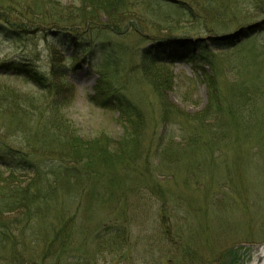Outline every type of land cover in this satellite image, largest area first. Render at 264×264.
<instances>
[{"label":"trees","instance_id":"obj_1","mask_svg":"<svg viewBox=\"0 0 264 264\" xmlns=\"http://www.w3.org/2000/svg\"><path fill=\"white\" fill-rule=\"evenodd\" d=\"M76 1L75 7H62L52 0H0L1 39L39 38L44 41L50 56L48 73L41 72L26 58L0 60V75L23 77L46 95L42 104L33 102L32 98L16 102L17 95L13 90L4 83L0 85V167L9 172L7 176H1L0 172V255L7 250V257L0 256V262L5 264H43L47 259H52V264H64L61 259L71 255L81 264H95L96 254L105 248L107 251L103 254L123 251L127 246L126 220L104 224L99 231L86 237L85 231L75 227L82 202L91 193L98 188L115 189L113 180L118 175L137 178L120 188L117 196L140 192L143 173L150 171L156 158H167L169 164L171 156L193 158L187 168L185 185H188V179L201 184L193 180L200 171H191L194 166L202 167L205 174L211 173L209 187L223 183L222 188L233 183L234 177L247 183L244 168L235 166L238 161L223 164L225 178L219 181L214 175V164L207 165L211 159L216 160L214 153L221 154L220 148L229 142L264 138V80L260 83L256 77L233 79L230 93H223L216 79V64L204 45L207 41L222 45L262 34L264 0ZM155 6L167 7L176 13L166 12L162 18L154 19L151 8ZM235 9V14L225 19L222 13ZM142 19H151L153 29L145 30L140 24ZM182 21L192 25L191 28L182 31L183 28L177 25ZM194 28L204 35H191ZM232 30V35L220 36ZM233 34H236L235 38H232ZM133 35L138 42L143 40L146 44L136 48L114 42L111 38ZM179 39L187 41L180 45L177 43ZM192 39L195 43H191ZM150 43L154 45L148 46ZM55 47L61 48L58 54L52 50ZM66 51L70 54L64 57ZM95 52L105 60L110 52L118 55L112 61L113 65L120 58L136 57L137 63L131 66L130 72L140 74L143 82L146 78L149 81L144 72L147 62L193 64L202 71L210 90L207 104L197 113H185L166 99L171 80L149 81L159 110L158 124L150 136L155 145H146L145 130L149 119L146 111L113 82L111 78L115 72H111L110 78L102 74L89 100L98 107L116 109L123 134L119 139L106 134L79 139L62 114L63 106L69 102L68 95L72 99L74 96L73 84L67 78V67H76ZM164 125L173 126L170 134L158 132ZM175 129L177 133H174ZM16 136L21 137L20 141L13 138ZM198 157L201 162L195 161ZM17 172L32 176L21 180L16 177ZM120 183L118 181V185ZM145 188L155 194L154 188ZM159 198L161 211L159 209L157 213L163 226L166 225L160 232L168 241L171 233L164 215L165 210L169 211L166 206L170 208V204H174L179 211L185 202L170 192H162ZM177 211L174 214L179 215ZM181 218L179 215L178 219ZM176 233L180 235L178 231ZM77 244L85 246L82 248L88 246L91 255L88 252H79V256L71 253L69 248ZM24 250H35V257L26 260ZM235 256L232 248L227 249L220 264H231Z\"/></svg>","mask_w":264,"mask_h":264},{"label":"rangeland","instance_id":"obj_2","mask_svg":"<svg viewBox=\"0 0 264 264\" xmlns=\"http://www.w3.org/2000/svg\"><path fill=\"white\" fill-rule=\"evenodd\" d=\"M52 1L62 7L77 5L76 0ZM237 10H241V8ZM151 12L154 19L162 18L166 12L173 15L176 13L170 8L157 6L151 8ZM235 12L236 9L231 12L225 11L222 14L225 15V19H228ZM140 24L145 30L153 29L151 19H142ZM177 25L183 28L182 31H185L184 28L188 29L192 26L185 21L179 22ZM233 31L220 36L232 35ZM200 32L199 29L194 28L191 35L203 36L204 33ZM177 35L179 34L177 33ZM235 35L233 34L232 38H235ZM132 37L114 36L111 38L114 42L136 48L146 44L143 40L138 42L136 36ZM181 40L179 39V41ZM211 42L207 41L204 45L209 49L208 56L216 64L218 72L216 79L223 93H230L233 79L241 77L240 79L245 80L256 77L255 80L260 83L264 80V32L257 36L250 35L235 39L231 43L222 45H215ZM150 45L154 44L150 43L148 46ZM60 49L55 47L52 50L57 53ZM69 54V51H66L63 56L67 57ZM117 56L110 52L109 57L105 60L100 53L95 52L93 55L87 56V61L79 63L76 67H67V78L73 84L74 96L72 99L68 95L69 102L63 106L62 114L65 115L69 127L79 139L86 140L99 134L119 139L123 134V127L117 119V110L98 107L89 100V96L94 93L97 80L101 78L102 74L106 78H110L111 72H115V76L112 75L113 78H111L113 82L123 89L122 91L129 99L142 107L144 112L146 111L149 118L145 130L144 143L146 145H155L153 141H150V136L153 128L158 124L157 110H159L149 81L154 82V80L165 78L171 80L172 86L165 93L166 99L185 113H197L206 106L210 90L203 80L202 71L193 64L147 62L148 69L146 70L145 66L144 72L149 77V81L146 78L148 82L146 80L143 82L140 74L130 72L131 66L137 63L136 57L120 58L121 60H117L113 65L112 61ZM4 58H26L44 73H48L50 69L49 51L44 41L39 38L5 40L0 37V60ZM67 62L70 63V60ZM1 83L9 86L17 95L16 102H26L32 98L33 102L42 104L46 99V95L41 89L39 90L23 77L11 74L0 75V85ZM61 83L67 82L61 81ZM172 129L173 126L166 125L165 127L164 125L159 127L158 132L166 131L170 134ZM177 132L175 129L174 133ZM13 138H17L19 141L21 139L20 136ZM252 139L250 138L248 141L239 139L237 142L223 145L220 148L222 152L224 151L223 155H221L222 152L220 154L216 151L214 153L216 160L211 159L212 162L207 165L208 167L210 164H214V175L219 181L225 178L223 164H230L233 161L235 164V161H238L239 163L235 166L239 169L244 168L247 183H242V180H237L234 177L233 183L224 185L222 188L223 183L209 187L211 173L205 174L202 167L194 166L190 169L191 171L193 169L200 171L196 173L198 177L193 180H198L201 184L197 185L193 180L191 182L188 179V185H185V177L189 170L187 168L192 164L193 158L171 156L169 164L167 158H156L150 171L143 173L141 176L143 187H139L140 192H134V194L125 197L117 196L120 188L129 183V180L134 181V178H137V176L118 175L117 179L113 180L115 189L98 188L94 194L91 193V196L82 202V208L75 222V227L86 232V235L83 234L85 237L99 231L104 224H115V221L125 220V224H127L125 225L126 248L111 254H103V251H107L106 248H103L104 250L96 254L95 264H220L226 250L230 248L236 254L231 264H251L254 259H259V251L264 247V138ZM225 147L226 150H224ZM205 159L204 157L203 161ZM173 160L180 162L178 164V161ZM195 161L201 162L199 157ZM0 172L1 176L9 174L1 167ZM15 175L21 180L29 179L32 176L26 172H17ZM118 181L121 182L120 186ZM145 187L154 188L155 194ZM215 190L217 192L213 194ZM162 192H170L171 195L173 193L185 202L184 208L179 211L174 204H170L172 206L170 208L168 205L166 206L169 211L165 210L164 215L166 224L171 231H169L171 239L168 241L161 235L160 231L166 225L163 226L164 223L157 213L159 209L161 211L162 201L159 197ZM168 199L170 200V198ZM175 210L182 217L181 219H178V214H174ZM177 231L180 235L176 233ZM173 236L175 238L172 239ZM72 247L69 250L76 256L79 252H88V255H91L88 246L82 248L85 246L77 244ZM85 249L86 251H84ZM6 252L7 250L0 256L6 258ZM33 252L35 250L32 252L24 250L26 260L35 257ZM73 258L74 256L71 255V257L61 260L64 264H81L80 260L76 262ZM52 261V259H47L43 264H52ZM0 264L5 263L0 262ZM37 264H42V262ZM260 264H264V258Z\"/></svg>","mask_w":264,"mask_h":264},{"label":"bare ground","instance_id":"obj_3","mask_svg":"<svg viewBox=\"0 0 264 264\" xmlns=\"http://www.w3.org/2000/svg\"><path fill=\"white\" fill-rule=\"evenodd\" d=\"M264 258V247H262L259 251V259H254L251 264H260ZM261 259V261H259Z\"/></svg>","mask_w":264,"mask_h":264},{"label":"water","instance_id":"obj_4","mask_svg":"<svg viewBox=\"0 0 264 264\" xmlns=\"http://www.w3.org/2000/svg\"><path fill=\"white\" fill-rule=\"evenodd\" d=\"M186 41H187V39H182L181 41L178 40V43L182 44V43H185ZM191 41L193 42L194 40H191Z\"/></svg>","mask_w":264,"mask_h":264}]
</instances>
